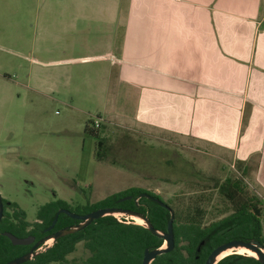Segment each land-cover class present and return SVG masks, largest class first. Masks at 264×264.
Listing matches in <instances>:
<instances>
[{
	"label": "crops",
	"instance_id": "1",
	"mask_svg": "<svg viewBox=\"0 0 264 264\" xmlns=\"http://www.w3.org/2000/svg\"><path fill=\"white\" fill-rule=\"evenodd\" d=\"M64 1L69 11L52 16L54 32L60 40L84 39L65 41L73 48L68 53L32 61L45 69L67 67L71 85L27 81L25 88L72 104L79 94L70 74L75 68L86 74V84H98L102 124L119 125L118 117L136 132L179 145L189 141L245 175L254 163L253 179L264 188V0L58 4ZM78 44L82 50L74 49ZM84 65L87 71L79 69ZM112 80L115 120H107Z\"/></svg>",
	"mask_w": 264,
	"mask_h": 264
},
{
	"label": "rangeland",
	"instance_id": "2",
	"mask_svg": "<svg viewBox=\"0 0 264 264\" xmlns=\"http://www.w3.org/2000/svg\"><path fill=\"white\" fill-rule=\"evenodd\" d=\"M67 11L66 1L60 5L58 0H0L1 197L16 202L25 211L26 219L33 222L38 207L56 198L73 206L139 186L161 196L170 207L173 204L186 208L193 205L194 195L208 188L201 201L205 209L203 223L228 214L227 202L211 187L225 177L240 175L237 164L229 163V159L205 155L190 148L189 141L179 145L171 141L173 138L167 141L136 132L118 117L119 125L104 124L98 129L99 138L105 137L106 141L101 158H96L97 138L87 135L84 126L89 119L102 114L98 84H86V74L81 76L82 71L73 68L71 80L79 94L68 105L56 93L42 95L24 87L27 81L35 86H52L53 82L61 88L71 85L65 81L69 77L67 67L45 69L37 61L73 49L65 43L67 40L84 39L79 36L80 40H60L54 32L52 16ZM81 47L78 44L74 49L82 50ZM82 68L87 71L89 66L79 67ZM109 90L110 114L106 119L115 120L113 80ZM248 168L249 173L244 176L247 188L264 198V188L253 179L256 165L251 163ZM114 216L136 221L123 217V213ZM52 242L49 239L46 245ZM231 253L238 252L231 249L226 255ZM87 254L80 242L68 258L79 259Z\"/></svg>",
	"mask_w": 264,
	"mask_h": 264
},
{
	"label": "trees",
	"instance_id": "3",
	"mask_svg": "<svg viewBox=\"0 0 264 264\" xmlns=\"http://www.w3.org/2000/svg\"><path fill=\"white\" fill-rule=\"evenodd\" d=\"M95 118H100L96 116ZM89 119L84 126V132L97 138L96 158H101V148L105 137L99 138L98 129L94 127V119ZM113 163H115L113 161ZM245 172L239 176L225 177L213 187L228 204V214L221 218L203 223L205 209L201 201L205 199V189L201 194L194 195L193 205L188 204L171 208L174 212L173 232L174 247L165 253L157 255L150 264H204L210 251L229 240L256 239L264 244V198L249 191L244 181ZM210 191V190H209ZM150 194L162 201L161 196L139 186H130L113 192L104 198L90 202L71 205L64 199L56 198L40 205L36 211L35 220L26 219V213L16 202L2 198L3 215L0 219V264L28 252L33 243L26 245L12 244L3 233L11 232L18 237L33 235L35 241L50 231L59 230L76 224L79 220L65 213H59L52 230L45 228L51 224L59 208H67L78 214H85L98 208L118 207L123 210L136 211L146 216L152 226L160 231H166L170 212L154 200L141 195ZM202 197V198H201ZM166 202V201H164ZM167 203V202H166ZM168 204V203H167ZM127 217V216H123ZM128 219H118L113 215H104L74 233L58 237L48 248L41 250L31 259L21 264H142L145 249L161 247L162 237L152 234L146 227ZM82 243L88 252L86 257L69 259L68 255ZM216 264H261L254 256L231 253L221 258Z\"/></svg>",
	"mask_w": 264,
	"mask_h": 264
},
{
	"label": "water",
	"instance_id": "4",
	"mask_svg": "<svg viewBox=\"0 0 264 264\" xmlns=\"http://www.w3.org/2000/svg\"><path fill=\"white\" fill-rule=\"evenodd\" d=\"M141 195H144V196L154 200L155 202H157L158 204H160L161 206H163L169 210L170 218H169L168 223H167L166 231H160V230L154 228L152 226L151 222L149 221V219L146 216H144L143 214L138 213L136 211L123 210V209L118 208V207L98 208L96 210L90 211V212L85 213V214H78L76 212L70 211L67 208H59L57 210V212L55 213V216L52 219L51 224L45 228V231L50 230L55 225L59 213H65L72 218L79 219L80 222H78L76 224H72L68 227H63L54 233L47 234L35 242H34L35 238L33 235H28L25 237H18L16 235L12 234L11 232L5 231L3 234L11 240L12 244L26 245V244H30L33 242H34V244L31 246V248L28 252H26V253L18 256V257H15V258L7 261V262H4L2 264H21V263L31 259L33 256L38 254L41 250L48 248V246H50V245H46L44 248L41 249V245L43 243L48 242L49 239H52L53 241H55L58 237H61L65 234L74 233L80 229H83L85 226H87L89 223H91L94 219L100 218L104 215H113L114 216L115 213H123L126 216L138 217V218L142 219L144 224H141V225L146 227L152 234H155V235L163 238L164 244L161 247L153 248L151 250H149V249L144 250V254H143V258H142V264H150L151 261L157 255L168 252L174 247V232H173V224H172L174 212H173L172 208L166 202H164L158 198H155L154 196H152L150 194L143 193ZM2 215H3V202H2V197L0 195V219L2 218ZM239 247H244L246 249L253 251L255 253L254 257L256 259H258V261L261 264H264V244H262L260 241H258L256 239H251V240L234 239V240H229L227 242H223L210 251V253L208 254V256L204 262V264H216L219 261L218 256L222 252H224L228 249H236Z\"/></svg>",
	"mask_w": 264,
	"mask_h": 264
},
{
	"label": "bare ground",
	"instance_id": "5",
	"mask_svg": "<svg viewBox=\"0 0 264 264\" xmlns=\"http://www.w3.org/2000/svg\"><path fill=\"white\" fill-rule=\"evenodd\" d=\"M136 221H139V222H135L136 223H139V224H144L143 220L138 218V217H133ZM231 249H228L224 252H222L219 256H218V259H221L223 256H225ZM236 252L238 253H241V254H247V255H251V256H255V253L249 249H246L244 247H239V248H236L235 249Z\"/></svg>",
	"mask_w": 264,
	"mask_h": 264
},
{
	"label": "flooded vegetation",
	"instance_id": "6",
	"mask_svg": "<svg viewBox=\"0 0 264 264\" xmlns=\"http://www.w3.org/2000/svg\"><path fill=\"white\" fill-rule=\"evenodd\" d=\"M77 220H79V219H77ZM79 222H80V220H79ZM78 223V222H77ZM54 227V226H53ZM53 227L50 229V230H52L53 229ZM50 230H48V231H50ZM48 231H46V232H48ZM57 230H54V231H50V232H48L47 234H51V233H54V232H56ZM46 234V235H47ZM45 236V235H44ZM40 239V238H39ZM37 241V240H36ZM34 242H35V239H34ZM34 242H33V244H34ZM47 243V242H46ZM46 243H43L42 245H41V249L42 248H44L45 246H46ZM32 244V245H33ZM45 245V246H44Z\"/></svg>",
	"mask_w": 264,
	"mask_h": 264
},
{
	"label": "built area",
	"instance_id": "7",
	"mask_svg": "<svg viewBox=\"0 0 264 264\" xmlns=\"http://www.w3.org/2000/svg\"><path fill=\"white\" fill-rule=\"evenodd\" d=\"M100 122H101V120H100V118L98 119V118H95L94 119V127H99V125H100Z\"/></svg>",
	"mask_w": 264,
	"mask_h": 264
}]
</instances>
